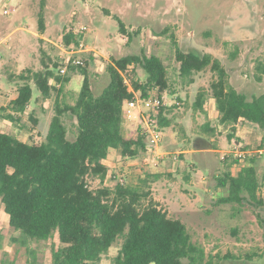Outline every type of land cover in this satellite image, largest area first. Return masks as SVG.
<instances>
[{
	"label": "rangeland",
	"instance_id": "1",
	"mask_svg": "<svg viewBox=\"0 0 264 264\" xmlns=\"http://www.w3.org/2000/svg\"><path fill=\"white\" fill-rule=\"evenodd\" d=\"M5 6L6 0H0V133L36 145L45 141L58 90L44 98L31 82L33 99L20 121L3 118L4 109L25 83L20 76H27V70L37 72L48 67L58 76L63 58L69 57L66 51L75 50L74 58L82 60L93 93L99 96L110 82L107 67L114 59L135 54L158 56L167 68L170 85L163 92L169 104L165 116L170 125L162 130L160 150L171 155L145 165L143 153L131 160L120 151H112L106 161V181L103 184L99 177L90 176L91 188L114 186L121 179L125 184L137 185L149 178L143 187L150 196L143 200L141 209L154 204L170 218L183 221L194 242L208 255L218 256L215 264H264V207L254 203L242 207L217 204L227 195L217 185V177L224 172L221 157L236 142L228 138L231 128L219 124L211 96L204 113L193 107L198 93L210 89L214 74L207 68L195 74L193 83H185L172 42L174 35L183 52L211 54L219 59L231 85L249 99L264 95V77L261 82L256 79V66L264 62V0H47L44 34L39 31L41 0H13L15 11L8 16L3 14ZM115 16L124 22L125 32L120 31ZM69 33L76 36L79 47L65 44L64 37ZM80 72L81 68H68L63 77L70 76L71 81L61 102L75 103L85 78ZM124 77L133 88L131 80L144 81L146 73L140 67H131ZM64 121L69 139L74 140L76 119L67 115ZM206 123L216 128L214 136L205 129ZM238 125L234 137L242 141L241 150L254 153L249 158L257 159L261 180L264 152H259L264 132L245 122ZM125 131L128 137L135 136L136 124L127 121ZM145 141L150 147L149 139ZM0 235L4 238L0 264H27L30 251L39 263L51 264L53 248L60 245L58 235L49 241L24 244L1 202ZM119 246L115 244L100 264H112Z\"/></svg>",
	"mask_w": 264,
	"mask_h": 264
},
{
	"label": "trees",
	"instance_id": "2",
	"mask_svg": "<svg viewBox=\"0 0 264 264\" xmlns=\"http://www.w3.org/2000/svg\"><path fill=\"white\" fill-rule=\"evenodd\" d=\"M46 1L41 0V34L46 32ZM115 19L120 31L125 32L124 22L118 16ZM75 39L73 33L64 37L68 47L80 46ZM172 42L185 83H193L195 74L207 68L214 74L210 89L196 97L193 105L196 112H205V103L211 96L216 102L219 124L231 128L230 141L235 139V126L239 122L255 125L264 132V95L249 99L231 85L228 71L219 59L211 54L183 52L174 35ZM74 67L81 68L85 77L74 104L60 101L71 77L57 76L47 67L37 72L27 70V76L21 75L25 83L4 109L3 118L18 123L33 99L31 82L44 98L58 90L55 114L43 143L36 145L0 133V202L20 239L27 244V241H49L58 235L60 245L53 248L51 264H100L117 243L120 246L112 264H215L218 256L208 255L203 246L194 242L183 221L170 218L154 204L140 208L150 196L143 187L149 178L137 185L117 182L114 186L102 185L98 190H93L88 181L94 176L104 184L109 172L106 160L112 151H120L131 160L147 151L140 127L136 126L135 136L125 135L124 102L134 94L124 73L131 67L144 70V81L131 80L134 91L143 97L153 89L166 92L170 85L161 58L135 54L114 59L107 67L110 82L99 96L94 95L86 70L81 65ZM256 72V79L261 82L264 62L257 64ZM168 110L165 107L159 114L162 130L170 125L165 116ZM67 115L76 119L74 140L69 139L64 121ZM204 127L211 135L216 134V128L209 123ZM260 150L264 151V136ZM223 162L224 172L217 177V185L227 195L217 204L242 207L254 203L264 207V176L260 180L257 159L248 158L244 164L239 159ZM3 241L0 235V251L4 248ZM4 264L14 263L4 261ZM27 264L41 263L30 251Z\"/></svg>",
	"mask_w": 264,
	"mask_h": 264
},
{
	"label": "built area",
	"instance_id": "3",
	"mask_svg": "<svg viewBox=\"0 0 264 264\" xmlns=\"http://www.w3.org/2000/svg\"><path fill=\"white\" fill-rule=\"evenodd\" d=\"M13 0H6L3 14L8 16L15 11L11 6ZM69 57L63 58V65L60 68V74L66 75L69 66L83 65L82 60L75 59L76 51H66ZM127 82V81H126ZM134 97L124 102V115L127 121H130L141 128V134L149 139L150 147L147 146V151L143 153V162L145 165L157 163V160L171 155L170 153L161 152V143L163 139L162 129L159 127V114L161 110L168 107L166 96L160 93L157 89L149 92L148 96L143 97L140 93H136L133 88L129 86ZM264 151H260L263 154ZM254 156L253 152L243 151L239 146L233 147L221 157L222 160L239 159L244 162L249 157ZM177 160V157L174 158ZM120 184H124V179L119 180Z\"/></svg>",
	"mask_w": 264,
	"mask_h": 264
},
{
	"label": "crops",
	"instance_id": "4",
	"mask_svg": "<svg viewBox=\"0 0 264 264\" xmlns=\"http://www.w3.org/2000/svg\"><path fill=\"white\" fill-rule=\"evenodd\" d=\"M15 99V98H14ZM246 123V122H245ZM249 124V123H248ZM250 125H252V124H250ZM237 126H239V125H236V127ZM253 126H255V125H253ZM238 137H239V135H238ZM233 141H235L236 142V145L235 146H239V145H241L242 144V141L240 140V139H234ZM212 150H214V149H212ZM109 158V157H108ZM108 160V159H107ZM106 160V161H107Z\"/></svg>",
	"mask_w": 264,
	"mask_h": 264
}]
</instances>
